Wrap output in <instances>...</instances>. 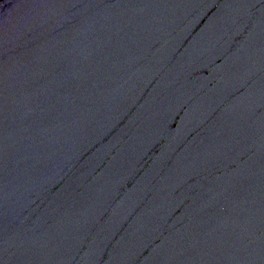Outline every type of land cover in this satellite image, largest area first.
<instances>
[{
    "label": "water",
    "instance_id": "95a60500",
    "mask_svg": "<svg viewBox=\"0 0 264 264\" xmlns=\"http://www.w3.org/2000/svg\"><path fill=\"white\" fill-rule=\"evenodd\" d=\"M26 0H0V77L9 56Z\"/></svg>",
    "mask_w": 264,
    "mask_h": 264
}]
</instances>
